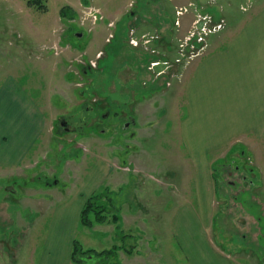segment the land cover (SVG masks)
Listing matches in <instances>:
<instances>
[{
    "label": "rangeland",
    "instance_id": "1",
    "mask_svg": "<svg viewBox=\"0 0 264 264\" xmlns=\"http://www.w3.org/2000/svg\"><path fill=\"white\" fill-rule=\"evenodd\" d=\"M31 1L34 0H0V88L3 81L14 77L36 103L40 102L47 121L45 133L24 164L16 170H0V264H36L42 245L46 246L44 233L48 242L54 238V222H48L52 210L85 185L96 188L99 181L92 176L98 175L99 163L106 172L111 158L115 159V167L125 165V139L119 142L116 137L123 134L121 127L126 126L128 113L134 116V131L138 134L158 133L157 137L143 140L141 150L133 148L136 152H130L126 159L141 164L136 165L142 168L140 172L145 170L141 174L130 170L120 173L117 178L121 185L116 188L111 179L92 194L87 189L88 198L108 189L113 202H99L109 211L103 215V222L91 214V225L84 226L80 215L72 245L81 244L83 254L79 258L83 264H190L171 232L174 220L170 215L178 210L179 203L176 194L183 186L189 191L192 183L182 184L183 174L185 180L191 179L192 168L185 162L180 138L178 153L175 152L176 137L188 78L199 61L225 41L218 40L215 44L219 46L210 43V38L219 32L202 46L203 42L195 37L190 49L197 55L188 56L183 51H188L183 39L193 15L195 19L212 16L214 20L220 12L227 22L224 14L229 16L235 11L234 4L243 12L241 6L246 5V0H191L193 8L189 7L186 15L176 12L187 6L175 10L173 0H40L47 6L45 11L30 5ZM64 7L72 10L65 11L67 17H61ZM90 8L101 11L103 22L93 25L87 15ZM165 20L172 21L173 29ZM110 21L116 23V37L107 43ZM222 28V32L238 29L229 27L228 22ZM77 34L83 36L78 39ZM134 37H139L140 42L132 43L139 44L138 48L130 45ZM58 39L64 48H59L62 55L49 50V42ZM198 43L202 50L196 46ZM152 59L171 64L170 75L157 77L150 71ZM92 63L98 68L89 70ZM84 99H96L112 114L119 112L126 117L109 119L107 124L114 129L111 133L96 132L93 123L100 120L91 123L90 117L91 124L80 128L82 132L89 131L87 134L57 132L54 123L58 116L69 118L78 113L77 104H86ZM18 114V108L5 110L4 116L0 114V132H11V137L12 132H24L22 123L17 124ZM86 117L79 116L81 120ZM75 142L84 143V148H78ZM215 158L224 159L213 167V176L220 182L217 188L214 180L213 225L207 236L194 229L192 240L220 248L234 264H264V152L245 157L239 153L219 154ZM174 170L181 175L179 181L170 178ZM33 185L34 190L30 188ZM94 252H110L113 257L99 259L91 254ZM72 254L73 247L71 262Z\"/></svg>",
    "mask_w": 264,
    "mask_h": 264
},
{
    "label": "crops",
    "instance_id": "2",
    "mask_svg": "<svg viewBox=\"0 0 264 264\" xmlns=\"http://www.w3.org/2000/svg\"><path fill=\"white\" fill-rule=\"evenodd\" d=\"M173 5L176 10L188 3L186 0H174ZM234 5L235 11L224 16L229 19H226L229 27L238 29L234 32L221 30L210 38L213 45L221 39L225 43L199 61L184 87V109L175 152L178 153L177 140L180 138L181 151L186 159L184 161L192 168L191 179L185 180L183 174L181 181L187 186L191 180L192 183L189 191L183 189V186L176 194L178 210L170 215V219L174 220L171 232L180 241L190 264H234L220 248L192 240L195 238L194 229L207 236L213 225L216 197L213 167L224 159H216L215 156L239 153L245 157L249 153L258 155V152H264V0H246L247 6L243 4L241 8L247 14L238 11ZM217 18L222 19L220 12L215 21ZM193 20L195 15L189 20V27ZM164 22L172 28V21ZM215 45L219 46L218 43ZM36 102L14 77L10 76L3 81L0 88V114L4 116L5 110L14 111L18 108L17 124L22 123L25 131L12 132L13 137L11 132H0V170L20 168L45 133L46 117L40 102ZM147 135L146 132L145 136L139 134V137L147 140L152 135L157 137L158 133L150 132ZM114 160H107L108 172L100 163L97 165L98 175L92 176L96 182L99 181L96 188L81 186L80 192L71 195L58 204L56 210H52L48 222L51 219L54 222V238L48 242L47 233H44L47 247L42 245V254L36 264H72V244L80 227L81 210L90 196L88 190L92 194L103 186L104 181L111 179L114 180L111 184L115 188L121 185L118 184V175L125 172L114 168ZM171 177L179 181L181 175L178 176L174 170ZM170 182L174 185L173 181ZM30 188L34 190L35 186ZM43 250L47 253L44 254Z\"/></svg>",
    "mask_w": 264,
    "mask_h": 264
},
{
    "label": "flooded vegetation",
    "instance_id": "3",
    "mask_svg": "<svg viewBox=\"0 0 264 264\" xmlns=\"http://www.w3.org/2000/svg\"><path fill=\"white\" fill-rule=\"evenodd\" d=\"M113 26H114V24H113ZM82 36H83L82 34H77L78 39H80V37H82ZM138 46H139V44H138ZM138 46H137V48H138ZM104 54H105V52H104ZM156 61H161V60L156 59ZM168 66H169L168 70L166 72H164L163 75H159L157 72L154 74L157 77H164V76L167 77V74L170 75V69L172 68L171 64H168ZM79 68H80V65H79ZM97 68L98 67L96 66L95 69H97ZM95 69L93 67H91L89 70H95ZM171 76H173V75H171ZM86 99H84V101H86ZM80 103H82V102H80ZM80 103L77 104V105H79V108L77 109V111L79 110L78 113L76 112V113L72 114L69 118H67L66 116H58V118L56 119L57 122L54 123L55 127L57 126V129H56L57 132H61V130H63L62 132H65V135L66 134H74V133L87 134V132H89V131L82 132V130L80 129V128H82V125H83V127L84 126L87 127L88 125H90L93 122L94 119L98 118L101 122L99 121L97 123H93V128L96 129V132H99V134H106L108 132L111 133V132H113L112 130H114V129H112V127H110L107 124L108 121H111L109 119H111V117H112V119H114V117L118 118V119H120V118L123 119L126 117L123 114L120 116L119 112L112 114L110 109L107 110L105 108V106L96 99L87 100L86 104H84L83 106ZM80 114H82L83 116L86 115L87 117L83 118V120H81L79 118ZM127 116H128V119H127V121L124 122V123H127L126 126H124L125 124H123L121 127L123 134L118 135L116 137L117 140H119V142L122 140V137L125 139V147L122 148L124 153L126 154V155L124 154L125 157L123 158L125 160V165L122 166L121 169L119 167H115V168H117V170H119V171L121 170L122 172H128L130 170V172H132V173L133 172L138 173V172H140V169L137 166L133 165L131 162H128V160H126V159H128L130 152L133 151V148L134 149L137 148L138 150L142 148L138 143L143 142L144 138L139 137L140 133L138 134V132L136 130L134 131V127L136 126V121L134 119V116L130 115L129 113L127 114ZM89 117H90L91 123H88ZM71 122H73V124ZM131 127L133 129V132H130ZM62 139H65V138L62 137ZM73 140L74 139H72V141ZM133 141H134V143H132ZM76 143L77 142H75V144ZM83 144L84 143L79 142L76 145L78 148H81V147L84 148L85 144L84 145ZM105 147L109 148L110 146H105ZM133 152H136V150H134ZM115 157L118 159L122 158L120 156L119 157L115 156ZM128 164L130 166L129 168L127 167ZM142 172H140V174Z\"/></svg>",
    "mask_w": 264,
    "mask_h": 264
},
{
    "label": "trees",
    "instance_id": "4",
    "mask_svg": "<svg viewBox=\"0 0 264 264\" xmlns=\"http://www.w3.org/2000/svg\"><path fill=\"white\" fill-rule=\"evenodd\" d=\"M30 5L36 6L37 9H41L43 11H45L47 8V6L41 5L40 0H34L29 2ZM72 11L70 8L68 7H64L61 10V17H67L65 14V11ZM216 179V187L218 188V186L220 185V182L217 180V178L214 177V180ZM107 192L101 193V194H96L94 196H91L90 198H88V200L86 201V205L84 206V210L81 213V217H82V224L84 226H89L91 225V220H90V215L94 214L97 221L98 222H103L105 221L106 216H103L105 214H108L109 211L107 210L106 207H104L103 205H100L99 202H101L102 200H108V201H112L111 196H108L107 194L112 193L110 192V190H106ZM108 197H110V200L108 199ZM111 202V203H112ZM105 217V218H103ZM117 219V218H115ZM83 249L81 244H79L78 242H75L73 245V254H72V263L74 264H83V261L81 258H79L80 254L82 253ZM92 255H97L99 259H103V256H107V259H109L112 256V253L110 252H106V253H91ZM114 254V253H113ZM109 257V258H108ZM79 258V259H78Z\"/></svg>",
    "mask_w": 264,
    "mask_h": 264
},
{
    "label": "built area",
    "instance_id": "5",
    "mask_svg": "<svg viewBox=\"0 0 264 264\" xmlns=\"http://www.w3.org/2000/svg\"><path fill=\"white\" fill-rule=\"evenodd\" d=\"M180 12L182 13V10ZM87 15L91 19L93 25H95L98 22L99 16H98V12L95 9L90 8V10H88ZM201 19L202 17L200 16L199 19L194 23L192 31L190 32L189 36L186 38L187 42L191 41L195 37H198L199 41L204 42L206 37L212 32L208 26L210 23H212V19L210 17H204L203 20L205 22V25L202 28H199L198 25ZM136 43H137L136 41H133L134 45ZM54 49H55V52L58 54L59 53L58 47H54ZM95 65H96L95 63H92V66H95ZM157 65L158 63H153L152 68L156 67Z\"/></svg>",
    "mask_w": 264,
    "mask_h": 264
}]
</instances>
